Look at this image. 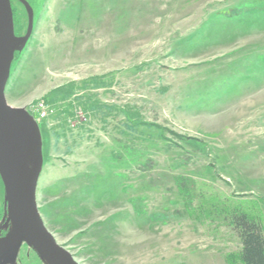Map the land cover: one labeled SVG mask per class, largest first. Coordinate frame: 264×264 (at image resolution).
<instances>
[{"label": "rangeland", "instance_id": "rangeland-1", "mask_svg": "<svg viewBox=\"0 0 264 264\" xmlns=\"http://www.w3.org/2000/svg\"><path fill=\"white\" fill-rule=\"evenodd\" d=\"M27 1L6 95L41 128L57 241L79 264H230L223 209L264 226V0Z\"/></svg>", "mask_w": 264, "mask_h": 264}, {"label": "water", "instance_id": "water-1", "mask_svg": "<svg viewBox=\"0 0 264 264\" xmlns=\"http://www.w3.org/2000/svg\"><path fill=\"white\" fill-rule=\"evenodd\" d=\"M25 36L15 33L11 0H0V176L5 186L10 232L0 242V255L23 244L44 264H79L46 226L38 205V186L44 167L43 136L39 123L25 107L7 100V86L16 53H22L34 32L35 13L27 0ZM17 255V254H16Z\"/></svg>", "mask_w": 264, "mask_h": 264}, {"label": "trees", "instance_id": "trees-1", "mask_svg": "<svg viewBox=\"0 0 264 264\" xmlns=\"http://www.w3.org/2000/svg\"><path fill=\"white\" fill-rule=\"evenodd\" d=\"M214 207L219 208L218 205ZM223 213L224 221L239 237L242 246L238 254L229 257L230 264H264V226L261 221L240 206L229 205Z\"/></svg>", "mask_w": 264, "mask_h": 264}, {"label": "flooded vegetation", "instance_id": "flooded-vegetation-1", "mask_svg": "<svg viewBox=\"0 0 264 264\" xmlns=\"http://www.w3.org/2000/svg\"><path fill=\"white\" fill-rule=\"evenodd\" d=\"M18 0H11L12 2V8L14 13V24H15V33L16 36L22 37L17 34L16 28H17V12L16 9L13 7V2ZM12 106V105H11ZM8 207L6 204V195H5V186L0 176V242L3 241L7 237V235L10 232L11 223L8 221ZM30 248L27 244H23L18 253H16L14 250L10 253H4L0 255V264H20V254L23 252L24 248L26 249ZM32 249V248H30ZM32 251L37 255V253L32 249ZM17 254V255H16ZM38 256V255H37Z\"/></svg>", "mask_w": 264, "mask_h": 264}, {"label": "built area", "instance_id": "built-area-1", "mask_svg": "<svg viewBox=\"0 0 264 264\" xmlns=\"http://www.w3.org/2000/svg\"><path fill=\"white\" fill-rule=\"evenodd\" d=\"M31 111L39 120L47 119L49 115L53 112L52 105L45 101L39 102L35 107H33V110Z\"/></svg>", "mask_w": 264, "mask_h": 264}]
</instances>
